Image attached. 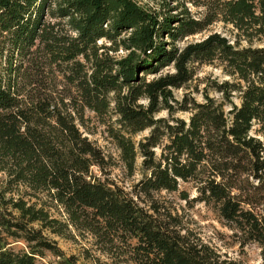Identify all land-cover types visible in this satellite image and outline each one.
Here are the masks:
<instances>
[{
	"label": "trees",
	"instance_id": "obj_1",
	"mask_svg": "<svg viewBox=\"0 0 264 264\" xmlns=\"http://www.w3.org/2000/svg\"><path fill=\"white\" fill-rule=\"evenodd\" d=\"M177 1L0 0V171L10 176L0 182V264H48L41 248L63 253L31 225L54 228L59 219L8 197L12 181L48 189L73 223L127 240L138 264H236L154 197L166 189L188 198L181 181H194L195 198L215 206L242 242L257 241L264 264V0H187L204 6L199 16ZM49 13L59 20L47 21ZM216 21L231 24L233 37L188 40ZM64 63L80 108L117 113L110 132L131 173L142 156L133 194L92 172L105 162L101 149L39 86L43 72ZM203 64L228 77L209 79L202 99L178 96ZM11 236L29 248L15 249Z\"/></svg>",
	"mask_w": 264,
	"mask_h": 264
},
{
	"label": "rangeland",
	"instance_id": "obj_2",
	"mask_svg": "<svg viewBox=\"0 0 264 264\" xmlns=\"http://www.w3.org/2000/svg\"><path fill=\"white\" fill-rule=\"evenodd\" d=\"M141 1L145 4L157 5L160 0ZM168 1L172 5L178 3L177 0ZM186 2L194 15H202L204 6L195 5L187 0ZM46 19L51 22L59 20V18L51 16L50 13L47 14ZM232 30L231 24L216 21L206 31L190 35L188 40H198L211 31H220L233 37ZM101 41L105 42V39L102 38ZM262 43L264 44V39ZM124 52L120 50L118 54ZM67 68L65 63L59 66L53 64L47 69V72L40 75L42 81L39 86L50 95L53 104L64 106L67 111L72 112L82 134L101 149L105 162L102 166L92 165V172L104 180L119 184L132 193L135 183L143 176L142 156L137 157V168L131 173L121 157V149L110 132V127L118 124L117 113L111 109L107 113L99 114L89 107L80 108L81 105L73 98L78 93L77 87L67 78ZM226 77L228 76L220 67L203 64L198 68L197 74L188 86L175 89V92L178 96H182L185 91H192L194 95L202 99L201 91L209 79H224ZM160 115H167V111H161ZM177 115L188 118L189 112H179ZM149 131L150 129L140 131L134 135V138L138 141ZM157 151L160 149L157 148ZM9 177L7 172L0 171L1 183L6 184ZM8 185L10 187L6 193L8 197H22L28 203L43 207L51 217H56L61 222L55 223L54 228L45 226L41 221L31 223L34 227L41 229L46 238L63 251V253L57 254L50 249L41 248L40 258L43 261L48 264H67L65 258L70 257L72 264H138L132 257L127 240H123L122 237L110 239L108 236L95 233L83 223H73L65 207L54 198L48 189H33L25 182L18 183L16 181H12ZM180 188L188 193V198H184L180 191L164 189L153 192L154 197L161 205V211L171 213L179 221V227L209 243L221 253L222 257L233 259L236 264H262L260 244L253 240L242 242V238L235 229L225 222L215 206L195 198L199 192L194 181H181ZM143 202L147 204L149 200ZM13 211L18 213L16 210ZM57 228H60L62 232L54 230ZM9 241L17 250L29 248V242L20 236H11Z\"/></svg>",
	"mask_w": 264,
	"mask_h": 264
}]
</instances>
